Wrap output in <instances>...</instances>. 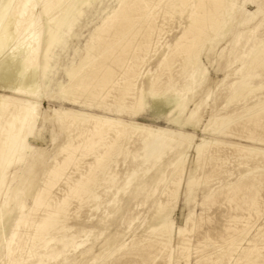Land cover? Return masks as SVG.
Returning <instances> with one entry per match:
<instances>
[{
    "label": "bare ground",
    "instance_id": "obj_1",
    "mask_svg": "<svg viewBox=\"0 0 264 264\" xmlns=\"http://www.w3.org/2000/svg\"><path fill=\"white\" fill-rule=\"evenodd\" d=\"M94 1L95 0H0V248L4 244L7 246L5 248V255L1 256L0 254V261L4 259L5 256H8L6 253L9 254V251L12 252L10 245L17 239L20 230L19 228L22 225L21 223L25 220V211H28L25 210L26 205L24 203V198L23 195L20 194L23 183L21 186H17L12 192L9 185L15 179L22 178L26 174H31L30 176L33 174V165L31 167L30 164H27V160L29 152L35 153L38 150V147H36L33 143V139L39 116L38 108L44 98L42 77L46 78L48 65L47 61L44 62L43 66L40 64L38 59L39 51L43 49L46 60L52 46L60 40L58 37L59 31L66 25H68L69 29H71L74 23L78 21V18L84 13L83 9L89 8ZM226 3L233 6L235 5L233 0H119L118 8L108 14L107 17L104 18L91 33V40L87 46L86 58H82V63L79 66H73V68L69 70L70 73H68V76L70 81L66 85H60L61 94H59L62 95L65 100L72 101L74 104H77L82 97L84 98L83 95L86 91H89L95 97L103 91H107L109 94L115 93L116 102L119 103L120 108L122 109H125L127 106L125 104V100L130 99L133 102L130 103L132 105L128 107L133 110V113L137 114L139 111L148 109L152 115L151 117L155 120L167 118L169 122L182 126L181 118L179 116L176 117V113L181 111L183 108L185 109L187 106L185 100L182 98L183 94L181 95V92L177 88L175 89V86L172 84L173 67L176 64V60L181 56L184 57V63L182 66L184 69L193 63L192 59H200L204 46H206L205 43L209 40V32L211 31L212 33L214 31L217 34L223 28V9L225 8ZM186 11L187 17H184L186 22L182 21L185 23L183 27L180 26V28L182 27L181 32L179 30V35L176 36L175 40H172L174 43L169 45L165 39V33H167L166 29L168 28H166V25L171 24L170 22H174L172 20L176 15H185ZM42 39L45 42L44 46H41ZM212 40L215 39L213 38ZM163 48H167V51L164 53L161 52ZM254 48L255 49H252V68L253 66L256 68H262L264 66V44H262L261 47ZM95 49L97 50L96 55L98 56L91 55V51H95ZM159 52L163 54L161 55ZM240 53L239 55H241ZM158 54L161 56L158 60L159 70L156 71L157 73H153L149 76L151 72L150 70L147 71V65L151 64V60L154 59V57H157ZM116 69L119 72H117ZM197 72L198 71L194 69L191 75H187V78H190L193 82L196 79ZM261 77L263 76L261 75ZM261 77L258 79H261ZM241 81L244 80L242 79ZM261 88L252 87L250 83L241 84V82H235L232 84L233 95L230 100H234L233 102H235L236 99L238 100L246 93L251 96L252 93L258 92ZM261 98L251 106L245 105L240 112L239 110H236V114L224 116L221 119L222 121L213 131L215 133H220L223 136H237L248 141L260 142L264 144V99ZM106 99L108 100V98ZM55 113L59 116L66 129L73 128L70 132L76 131L77 134L76 136H72L71 134V136L68 137L67 142H65V144L61 147V157L63 158L55 159L54 164L47 168L44 178H42L43 180L41 179L43 184H39L40 181L33 177L32 181L28 184V187H26L27 189L24 190L25 197L28 196L33 199V206L31 208L32 211L29 209L30 212L42 211L43 213H47V217L44 216L39 223L32 224V229H35V236L33 240L41 243L40 245L36 244V246H38L39 250L42 249L43 251L35 252L33 250L34 253L32 252L31 257L28 259H26L27 257H25V259L22 258L24 259L22 261L23 264H48L46 260H51V258L59 259L54 260L56 262L64 260L65 254L68 256V250L71 249V247L76 248V246H78L77 243L79 242L73 240L74 236H68L70 239H67V235H63L62 237L56 239L60 241L61 247L56 243L60 248L56 249L52 247L56 250L49 252L47 250L46 240L50 239V241H54L55 238L53 236V232L56 230L57 226H63V228H65V222H61L60 220H64L67 216H69V207L74 200H78L83 203H95L99 201L100 196L98 195L97 190L102 185L98 180L99 172L105 171V169L109 166V163L116 155L118 149L122 147V144L128 140L130 141V139L134 137L130 134L137 135L138 141L142 146L141 149L143 150V155L139 156L142 162L138 163L133 168L132 172L130 171L133 177H136L135 175H137L140 170L145 169V165H149L150 163L155 165L158 162L163 161L165 155L167 154L166 149L171 146L172 142H177V145L174 144L171 149L175 150L176 147L178 149H185L184 151H179V153H177L176 164H173V162L169 164L174 166L176 179H174L173 182L175 188L173 191L171 190L172 192L169 199L167 197L168 203L172 200L176 204L178 203L181 193L179 192L181 191L180 186L182 181L184 183L183 175L186 173V161H188L186 160L187 153L191 150L195 151L194 164H198V167L200 163L205 160H211L214 162V165L212 164L214 167L209 165L211 167L210 170L213 169L211 173L212 176H218L221 172H224L225 170L223 171V169L229 164L230 158H232V160L234 158L236 161L242 160L243 162L245 160L249 164L251 163L250 161L257 158L264 160V148L254 145H244L208 137L203 138L198 144H195L194 138H196V135L185 134L181 131H173L164 127H154L149 124L125 121L111 116L75 111L73 109H63L56 111ZM194 116L195 112H192L188 121L192 120ZM213 120L215 121L217 119L214 118ZM194 126L197 127L198 122H196ZM100 148L103 150L101 149V151ZM132 151L133 150L130 152ZM89 152L94 153L95 156V162L90 164L89 170L84 174L81 173L79 175L78 173L77 175L79 176L76 179L67 177L68 170H79L80 158H78V153L85 155L87 153L90 154ZM90 162H92V160ZM243 162H241V164L246 166ZM262 163L263 162H261V164ZM18 164H23V167L19 168V170H15L13 179L10 181L8 177L10 168ZM163 167L162 169L164 170ZM255 168L256 171L260 167ZM258 171L256 173H258ZM256 173L253 172L248 175H242L236 182L228 184L225 189L222 188L223 190L219 191V193L214 196L211 194L206 201L204 200L205 204L207 203L212 205L218 200H223L235 206V208L240 209L239 211H248L247 215H249V217L245 218V216V219L238 217L232 218V221H229L231 222L230 226L220 234L217 233V231L214 234L207 233L203 236L202 240L199 235L200 237L198 236V238L200 239V242H198L197 247H195L197 255L194 253L197 258H199L198 264H228L233 259L236 261V264H264V252H262V247H260V242H264V223L261 222L260 224L264 215V206H261V204H263H260L262 200L259 202L260 197L258 198L259 190L264 187V170L260 171L258 174ZM197 174L198 173H195V175L193 174V177L191 176L192 179L189 181V184H187L190 188L194 184H198ZM132 175L130 174L131 177ZM161 177L162 176L159 173L151 178L141 180L138 182L134 192H140L141 190L148 192V190H145L146 185L151 181H160ZM199 182L201 181L199 180ZM60 183L65 184L67 189L65 190V195L63 194L64 196L61 199H57L54 196L53 190L58 187ZM132 183V181H129L125 186L129 187ZM24 184H26V182ZM209 186L206 187L208 188ZM62 187L64 188V186ZM126 187L124 190L127 189ZM197 187H199V184ZM218 188H220V186ZM120 190L116 193L120 192ZM162 192L161 194L163 195ZM135 196L137 197L136 194ZM133 197L134 195L132 198ZM106 198L108 199V197ZM161 199L162 200H159L158 204L156 203L157 205H155L157 206L154 212L155 214H161V212L164 213L168 211L169 204L164 203L163 198ZM114 200H112L113 204L115 202ZM173 205L175 206V204ZM127 206L131 208L130 205ZM171 207L173 206L171 205ZM81 208L82 205L78 208V211ZM121 212L122 210L120 211V214ZM235 213L234 215H236ZM237 213L240 214L241 212ZM204 215H207V213ZM131 216L132 214L130 217ZM191 216L194 217V215ZM37 217L34 218L36 221ZM105 219L103 221L104 223H106ZM135 219V221L139 220L137 218ZM99 220L100 218L98 219V222ZM108 220H110V218ZM94 221L92 222L93 224ZM207 222L210 221L202 216L197 221H194L192 217H190L187 220L185 228L179 230L175 229V224L171 220L164 225L160 224V226H153L150 228L149 232L147 231V235L133 236L132 240L129 239L130 241H128V243H123L121 248H126L125 252L121 257L117 258L113 264H116L119 260L125 258L129 261L124 264H132L133 260L131 261V258H137V261L142 259L145 261L150 260L152 262V260L155 258L158 259L159 257L163 260L164 264H172V262L173 264H190V258L193 250L191 243L196 237L194 236V239L191 240L190 235L194 230H200L205 223L209 225ZM96 223L97 222H95V224ZM141 223L139 224L141 225ZM99 225L102 228L101 224ZM227 225H229V223ZM142 226L140 227L144 228ZM103 227L105 228L104 225ZM109 227L110 226L107 228ZM32 229L30 231H33ZM253 230L256 234L253 237V240L248 241V236ZM135 232L137 233V231ZM82 233H86L85 236L89 234V232L85 230L82 231ZM27 235L28 234H26V236ZM104 235H106V233H104ZM113 235L114 233L112 236ZM117 236L119 237V235ZM118 237L114 238L117 239ZM82 238H84V236ZM101 238L103 237H100V240ZM111 238L112 237H110V239ZM244 242L248 243L246 248L243 247ZM29 243L33 244L32 240ZM16 244L17 243L14 245ZM114 244H110V246H113ZM215 244H219L220 252L214 256L207 254V249L211 247L213 248ZM48 247H50V245H48ZM36 248L37 247L33 249ZM18 249L21 256L25 249L22 246L18 247ZM213 250L217 249L214 247ZM118 252L121 251L118 249ZM78 253L80 252L78 251ZM91 253L93 254V252ZM102 254L104 253L102 252ZM18 257L10 264H21V260ZM94 258H96V256ZM100 259L101 256H98L96 258V263L99 262ZM54 261H52V263ZM160 261L161 260H159V262ZM134 262L136 261H133V263Z\"/></svg>",
    "mask_w": 264,
    "mask_h": 264
},
{
    "label": "rangeland",
    "instance_id": "obj_2",
    "mask_svg": "<svg viewBox=\"0 0 264 264\" xmlns=\"http://www.w3.org/2000/svg\"><path fill=\"white\" fill-rule=\"evenodd\" d=\"M233 1L235 4L234 6L226 3L225 8L223 9V20H224L223 28L217 34L214 31L212 33H211V31L209 32V38H208L209 40H207L205 43L206 46H204V50H203V53H201L200 59L199 60H196L195 58H194V60L192 59L193 63L184 69V67H182L183 63H184L183 62L184 57L181 56L176 60V64L174 65V67L175 66L176 67L175 68L173 67L172 84L175 86V89L177 88L181 92V95L182 94L184 95V96L182 95V98L185 100V103L187 106L185 109L183 108L181 111H178L176 113V117L179 116L181 118L182 126L179 124L169 122V120H167V118L155 120L153 117H151L152 115L148 109L139 111V112H137V114L133 113V110H131L129 108L132 105L130 103L133 102L130 99L125 100V104L127 106L125 109H122V108H120L119 103L116 102L115 93L109 94L107 91H103V92H101L102 94L100 93L98 96L95 97L89 91H86L83 95L84 98L82 97L78 101L77 104L76 103L74 104L72 101L65 100L64 97L62 95H60L61 94L60 93V85L61 84L66 85L70 81L69 76H68L69 75L68 73H70L69 70H71V68H73V66L74 67L79 66L82 63V58L83 59L86 58L87 46L89 45L90 40H91V33L94 31L96 26L99 23H101L104 18L107 17L108 14H110L114 9L118 8L119 0H95L89 8L83 9L84 13L82 14L81 17L78 18V21L74 23V25L71 29H69L68 25H66L65 27H63V29H61L59 31L58 37L60 40L58 43H55L52 46L51 51H50V53H48L46 60L44 57L45 55H44L43 49H41L39 51L38 59H39L40 64L43 66L44 62L47 61L48 65H47V72H46L47 76H46V78L42 77L44 98H43V101H41L40 106L38 108L39 116H38L35 136L33 139V143L36 147H38V150L35 153L29 152V156H28V160H27V164H30L31 167L33 165V167H32V173L33 174H32V176H30L31 174L30 175L26 174L22 178L15 179L9 185V188L12 192L15 190V188L17 186H19V185L21 186V184L23 183L22 184V191L20 192V194L23 195L24 203L26 205L25 210H28V211L24 210L25 211V220H23V222L21 223L22 224L21 226L22 227L24 226V227L22 228L20 226L19 235H18L17 239L14 241L15 243H17L16 244L17 246L14 245L15 244L14 242L11 243L12 246L10 245V247L12 248L13 253L11 251H9V254L6 253V255H8V256L7 257L5 256L4 259H2L0 261V264H1V262H2V264L13 263V260L16 259L18 256H19L18 258H20V260H21V264H23L22 261L25 259V257H27L26 259L31 257L32 252L34 253V251L35 252L43 251L42 249L39 250L38 246H36V244L40 245L41 243L35 242L33 240L34 236H35L34 235L35 229H32L33 228L32 224L33 223H39L41 221V219L44 218V216L47 217V213H43L42 211L30 212V210L33 206V199L29 198L28 196L25 197L24 190L27 189L26 187H28V184L32 181L33 177L37 178V180L40 181L39 184L40 183L43 184L42 178H44V174H45V171L47 170V168L51 167L52 164H54L55 159H57V158L62 159L63 158V157H61L62 156L61 147L65 144V142H67L68 137L71 136V134H72V136L73 135L76 136V134H77L76 131L70 132L71 130H73V128L72 129H66L65 128V126L61 122V119L55 113L56 111H60L63 109H73L75 111H83V112H87V113H94V114H99V115L111 116V117L119 118V119H122L125 121H133V122H138V123H143V124H149V125H152L154 127H164V128L171 129L173 131H181L185 134H192V135L194 134V135H196V138H194L195 144H198L203 138L208 137V138H213V139L217 138L219 140H226V141H230V142H234V143H240V144H244V145H254L257 147L264 148L263 143L248 141L246 139H242V138L237 137V136H231V135L223 136L222 134L215 133L213 131L214 129H216L217 125L222 121L221 119L224 116H228L230 114H236V112H235L236 110H239V112L242 111V108L245 105L251 106V105L255 104L258 101V99H260L261 97H262L261 99H264V75H263L264 66L262 68L261 67L256 68L253 66V68H252V65H253L252 49H255L254 47H257V48L261 47V45L264 44V0H250V1L233 0ZM185 13H186L185 15H179V14L176 15L175 18H173V20H172L174 22H170L171 24L166 25V28L167 27L168 28L166 29L167 33H165V39L169 45L174 43V41H172V40H175L176 36L179 35V33L181 32L182 27H183L184 23L186 22L185 18L187 17V11ZM182 21H185V22H182ZM180 26H182V27L180 28ZM179 30H180V32H179ZM177 32H178V34H177ZM214 34L216 35V37ZM213 38L215 40H212ZM44 44H45V42L42 39L41 46H44ZM214 44H217V45H214ZM212 45H214V46H212ZM211 46H212V48H211ZM166 51H167V48H163L161 52L164 53ZM91 52H92L91 53L92 56H98V55H96L97 54L96 49H95V51L92 50ZM163 53L159 52V54H161V55ZM239 53L241 55H239ZM159 54L157 57H154V59L151 60V62H150L151 64H148L149 66L147 65V71L150 70V72H151L149 74V76H151L153 73L154 74L157 73L156 71L159 70L158 60L161 57ZM240 67H242V68H240ZM246 67H247V69H246ZM194 69L197 70L198 72L196 74V79L192 82L190 80V78H187V75H189V74L191 75L192 71ZM117 72H119V71L117 70ZM246 72H247V74H246ZM176 74H178V75H176ZM239 74H241V75H239ZM261 75L263 77H261ZM248 77H252V78H248ZM260 77H261V79H258ZM242 79L244 81H241ZM235 82H238V83L241 82V84L250 83L252 87L261 88V86H262L263 89L261 88V90L260 89H259V91L257 90L258 92H254L256 94L252 93L253 96L252 95L250 96V94L248 95L246 93L245 95L241 96L238 100L236 99V101L233 102L234 100L232 101L230 99L232 98V95H233L232 84H234ZM238 85H240V84H238ZM109 97H112V98H109ZM106 98H108V100ZM229 102H230V104H229ZM204 104H206V105H204ZM187 110H189V111H187ZM126 111H128V112H126ZM192 112H195V116L193 117L192 120L188 121V118ZM214 118L217 120L214 121L213 120ZM218 118H219V121H218ZM196 122H198L197 127L194 126V124ZM215 123H217V124H215ZM190 128H192V129H190ZM214 134H216V135H214ZM130 135H132L134 137L130 136V137H132L130 139V141L128 140V141L124 142V144H122V147H120L118 149L116 155L114 156L112 161L109 163V166L105 169V171L99 172L98 180L102 184L101 187L97 190L98 195L100 196L99 201H97L95 203L84 202L85 203L84 204L83 202H79L78 200L77 201L74 200L69 207V211H68L69 216H67L66 219H64V220L63 219L60 220L61 222L62 221L65 222L64 223L65 228H63V226H60V227L57 226L56 230H54V232H53V236L55 238L54 241L53 242L50 241L49 238H48L49 240H46L47 241V248H48L47 250L49 252H52V251L56 250L57 248L61 247L60 241L56 240V239H58L59 237H62L63 235L64 236L67 235L66 236L67 239H70L68 236H71V235H72L71 237L76 236L75 238L73 237V240L79 242L80 244L76 242L78 246H76V248L71 247V249L73 248L72 250H74V251L69 249L67 252L68 256H67V254H65L64 260H60V261L56 262L54 260H59V259H55V258L52 259L51 258V260L50 259L46 260V262L48 264H53V263H56V264H101V263L102 264H109L110 262H111L110 264H113V262L117 258L121 257L125 252L126 248L122 249L121 248L122 244L125 242L128 243V241L132 240L133 236L136 237V236H141L144 234L147 235V231L149 232L151 227L160 226V224L164 225L167 222H169L170 220L174 222L176 230L183 229V228H185L187 220L190 217H192V219L194 221H197L200 219V217L203 216L204 218L208 219L212 223L207 222L209 225H207L205 223L204 226L200 230L197 229V231L194 230L191 233V235H190L191 240L194 239V236H196L195 239L192 240L193 242L191 243L192 249L195 251V249H196L195 247H197L198 242H200L199 240L200 239L202 240V238L205 234H207V233L214 234V233H216V231H217V233L220 234V233H222V231L224 232L230 226L231 222H229V221H232V218L238 217V218L245 219V218L249 217V215H247L248 211H245V210L239 211L240 209L235 208V206H233V205H231L228 202H225L223 200H218L217 202L214 203L215 205L214 204L213 205L207 204V203L205 204V201L207 200V198L211 194H213L212 196L216 195L217 193H219V191L223 190L222 188L225 189L228 186V184L236 182L237 179H239L242 175L243 176L248 175V174H251L253 172L256 173L258 170L263 171L264 170V160H260L257 158L255 160L250 161L251 163L249 164L245 160L243 162L242 160L236 161L234 158H233V160H232V158H230L229 164L223 169V171L224 170L225 171L221 172V174H219L218 176H216V175L212 176L211 173H212L213 169L210 170V168H211L210 166L214 167L213 166L214 162H212L211 160H205V161L201 162L199 167H198V164H194V162H195V159H194L195 158V151L191 150L187 153V159L186 160H188V161H186V173L183 175L184 183L182 181V184H181L182 187L180 186L181 191H179V192H181V193L179 196L178 203L176 204L173 200L170 203H168L167 197L169 199L171 192L175 188V185L173 184V182H174V179H176L175 178L176 177L175 176L176 171L174 169V166L173 165L171 166L169 164L172 162H173V164H176L177 153H179V151L180 152L184 151L185 149H183V148L178 149L177 147L175 148V150L171 149V148H173L174 144L177 145V142H174V143L172 142L171 146L166 149L167 154L165 155V158L163 161L158 162L155 165L153 163H150L149 165L148 164L145 165V167H144L145 169L140 170L139 173H137V175H135L136 177H133L131 172H132L133 168L138 163L142 162L141 158L139 156L143 155V150L141 149L142 146L138 141L137 135H133V134H130ZM101 149L102 148H100V150ZM131 150H133V151L130 152ZM89 153L90 154L87 153L85 155L78 153V158H80L79 159V170H81V171H79V170L78 171L68 170L67 171V177H71V179H76L81 173L84 174V173H86V171L89 170L90 164H93L95 162L94 153H91V152H89ZM90 155H91V157H90ZM136 155H138V156H136ZM57 156H59V157H57ZM82 156H84V157H82ZM133 158H134V160H133ZM93 159H94V161H93ZM138 159H139V161H138ZM91 160H92V162H90ZM135 160H137V161H135ZM236 162H238L239 164ZM241 162H243V164L246 166H243L241 164ZM261 162H263V163L261 164ZM240 164H241V166H240ZM257 164H259L260 166ZM158 165H159V167H158ZM247 166H251V167H247ZM21 167H23V164H18V165L12 166L10 168V173L8 176L10 181L13 179V175H14L15 170L16 169L19 170V168H21ZM81 167H83V168H81ZM160 167H161V169H160ZM162 167L164 168V170L162 169ZM255 167H260V168L255 171V169H256ZM157 168H159V169H157ZM171 168H173V169H171ZM148 169H149L150 173L148 172ZM253 169H254V171H253ZM156 170H157V172H156ZM158 170H161V171H158ZM82 171H84V172H82ZM247 171H249V172H247ZM260 171H258V173H260ZM226 172H228V173H226ZM78 173H79V175H77ZM147 173L149 176L147 175ZM159 173L162 176L161 180L160 181H151L150 183H148L145 187V190H148V192L143 191V190H141L140 192H134L136 190L135 188H136L138 182H140L143 179L151 178V177H153ZM195 173H198V174L200 173L199 175L197 174V179H198L197 182L199 184V187H197L198 184L196 183V184H194L195 186L193 185L190 188L187 184H189V181L192 179V177L195 175ZM205 173H206V176H205ZM258 173H256V174H258ZM130 174L132 175V177L130 176ZM228 174H229V176H228ZM238 175H240V176H238ZM228 177H230V178H228ZM199 180L201 182H199ZM211 180H212V183H211ZM129 181H132L134 184L132 183L131 186L126 187L125 185ZM207 181H209V182H207ZM25 182H26V184H24ZM103 184H106V185H103ZM62 186H64V188ZM172 186H174V187H172ZM206 186H209V187L207 188ZM219 186H220V188H218ZM65 187H66L65 184L60 183V185H58V187H56L57 189L55 188L53 190L54 196L57 199H61L65 195V190L67 189V187L66 188ZM125 187L128 189V191H127V189L124 190ZM120 188H121V190H120ZM164 188H165V190H164ZM170 188H172V189H170ZM263 188L264 187H262L258 192V195H259L258 198L260 197L259 202L262 200V202H260V204L263 203V204H261L262 207L264 206V199H263L264 198V196H263L264 190H263ZM132 189H134V190H132ZM119 190L122 194L120 192L116 193ZM203 190L205 191L206 194L204 193ZM162 191H164V192H162ZM109 192L112 194H110ZM144 192H146V193H144ZM161 192L163 193V195L161 194ZM207 192H208V194H207ZM57 193H59V194H57ZM123 194H124V196H123ZM130 194H131V197H130ZM135 194L137 195V197L135 196ZM133 195H134V197L132 198ZM162 196H166V197H162ZM106 197H108V199ZM122 198H123V200H122ZM129 198H131L133 200V202ZM135 198H136V200H135ZM161 198H163L164 203L169 204L168 205V211L164 212V213L161 212V214L160 213L155 214L154 212L157 208V206H155V205L158 204L159 200H162ZM112 200H114L117 204L115 202L113 204ZM166 200H167V202H166ZM135 201H136V203H135ZM119 203H121L122 205ZM131 203H132V205H131ZM173 204H175V206ZM79 205L80 206L82 205L83 209L81 208L80 209L81 211L80 210L78 211V208L80 207ZM127 205H130L131 208ZM171 205L173 207H171ZM84 207H86V208H84ZM208 208H210V209H208ZM233 208L235 209V211ZM70 209H72L73 211ZM121 210H122V212L120 214ZM104 211H106L109 214H107ZM242 211H244L246 213H244ZM237 212H241L243 215L240 213L242 215L241 216ZM111 213H113V214H111ZM130 213L132 214V216H131L132 218L130 217V215H131ZM171 213H173V214H171ZM206 213H207V215H204ZM234 213L238 216L234 215ZM104 214H106V215H104ZM118 214H119V216H118ZM170 214H171V216H170ZM37 215H38V217H37ZM191 215H194V217ZM114 216H116V217H114ZM133 216H135V217H133ZM230 216H232V217H230ZM27 217L28 218L31 217V218L28 219ZM36 217H37V221H36V219H34ZM99 218H100V220L98 222ZM103 218L104 219L110 218V220L105 219L106 223H104ZM130 218H131V220H130ZM135 218H137L139 220L135 221L136 220ZM228 218H231V219H228ZM111 219H112V221H111ZM93 221H94V224L92 223ZM141 221H142V223H141ZM81 222H83V223H81ZM95 222H97V223L95 224ZM261 222L264 223V215L260 221V224H261ZM23 223H25V224H23ZM139 223H141V225ZM228 223H229V225H227ZM99 224H101L103 229L100 227ZM106 224H108V225H106ZM103 225L105 226V228H107L108 226H110V227L105 229L103 227ZM140 226H142L144 228H141ZM74 228H75V231H74ZM76 228L79 230H77ZM81 228H82V230H81ZM139 228H140V230H139ZM31 229L33 231H30ZM83 229L85 231L89 232L88 235L91 236L92 238L89 237L88 235L85 236L86 233L85 234L82 233V231H84ZM21 230L24 232H22ZM254 230L252 231L253 233L251 232L250 235L248 236V241L253 240V237L256 234V232ZM79 231H80V233H79ZM94 231H96V232H94ZM127 231H128V233H127ZM135 231H137V233ZM201 231H203V232H201ZM67 232H68V234H67ZM73 232H75V233H73ZM91 232H93V233H91ZM104 233H106V235H104ZM113 233H114V235L112 236ZM26 234H28L27 235L28 237L26 236ZM77 234H79V235H77ZM117 235H119V237ZM23 236H25V237H23ZM78 236H80V237H78ZM83 236H84V238H82ZM198 236L200 237V239L198 238ZM88 237H89V239H88ZM100 237H103V238H101V240H100ZM110 237H112V238L110 239ZM114 237L115 238L118 237V238L115 239ZM119 239H121V240H119ZM21 240H22V242H21ZM31 240H32L33 244L29 243V242H31ZM78 240H80V241H78ZM86 240L88 243L86 242ZM83 241H85V242H83ZM56 243L58 245H60V247ZM109 243L110 244L115 243L116 245L114 244L113 246H110ZM263 243L264 242H260V244L262 245V246L260 245V247H262L261 248L262 252H264L263 251L264 250V244ZM55 244H56V246H55ZM247 244H248L247 242H244L243 247L246 248V246H248ZM48 245H50V247H48ZM82 245H84V246H82ZM15 246H16V248H15ZM20 246L24 247V249H25L24 252H22L23 254H21V256H20V251L18 249V247H20ZM6 247L7 246H5V244H4L0 248L1 256L5 255V248ZM35 247H37V248L33 249ZM52 247L56 248V249H53ZM85 247L87 248V250ZM214 247L217 250H213ZM214 247L209 248L211 251L209 249H207V254L214 256L220 252L219 244H215ZM26 248H27V250H26ZM107 248H108V250H107ZM118 249L121 252H118ZM193 250H192V256L190 258V264H198L199 258H197V256H196L197 255L196 251L194 252ZM17 251H18V253H17ZM78 251L80 253H78ZM3 252H4V254H3ZM73 252H75V253H73ZM91 252H93V254ZM102 252L104 254H102ZM114 252H115V254H114ZM112 253H113V255H112ZM212 253H214V254H212ZM74 254H76V255H74ZM95 256H96V258L98 256H101V259L97 263H96V258H94ZM110 256H111V258H110ZM66 257L68 258V260ZM69 257H71V258H69ZM22 258H24V259H22ZM108 258H109V260H108ZM158 259L161 261L159 262ZM158 259L155 258L151 262L150 260L145 261V260L139 259L137 261V258H135V259L131 258V261L132 260L136 261L134 263L132 261V264H135V263L137 264V262H138V264H164L163 260L160 257ZM194 259H195V261H194ZM4 260L5 261L7 260V261L5 262ZM124 260H126V261H124ZM52 261H54V262L52 263ZM127 261H129L127 258L121 259L116 264H120V263L124 264ZM172 264H173V262H172ZM228 264H236V261L233 259Z\"/></svg>",
    "mask_w": 264,
    "mask_h": 264
}]
</instances>
